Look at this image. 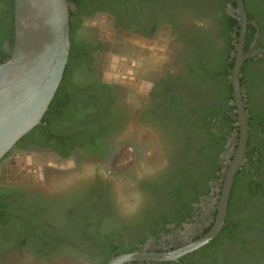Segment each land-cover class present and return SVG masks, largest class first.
I'll use <instances>...</instances> for the list:
<instances>
[{
  "label": "trees",
  "instance_id": "1",
  "mask_svg": "<svg viewBox=\"0 0 264 264\" xmlns=\"http://www.w3.org/2000/svg\"><path fill=\"white\" fill-rule=\"evenodd\" d=\"M220 2L225 7L231 0ZM244 4L248 13L246 51H249L260 24L264 22V2L244 0ZM233 5L237 7V2L233 1ZM74 15L75 11L71 9V53L61 84L42 123L22 137L16 147L35 144L64 158L70 157L73 150L82 148L88 150L91 155H101L107 159L111 154L108 137L120 126L124 112L116 108L119 98L113 85L87 87L76 82V74L91 70L94 46L86 42L81 46L75 42L72 20ZM233 24L236 27L232 26ZM220 28L226 40L225 47L215 51L212 62H203L201 53L195 54V59L191 62L188 55L183 53V59L190 64L189 74L194 78V82H189L185 75L179 77L182 83L175 88L171 86L170 81H163L155 93L156 96L154 95L156 99L151 109L145 112L147 123L161 132V142L167 148L166 169L153 178L140 182L146 203L138 214L134 215L136 219L132 220L146 221L144 226L147 224L146 227L151 228L150 235L159 237L162 230L169 231L166 227L168 223H176L178 228L183 226L194 216L192 204L200 202L201 196H209L216 183L219 184L220 191L224 186L229 167L224 164L223 154L227 150L230 136L240 132V125L237 124V119H234V116H238V107L232 84V69L235 65L232 53L237 47L233 42H238L241 21L225 13L220 21ZM231 33H235L236 39L230 36ZM7 40L13 48L15 0H0V64L11 57V53L5 52L4 49ZM250 62L251 59L242 69L241 81L242 87L247 89L245 96L251 114L249 145L253 142L260 145L250 152V159L256 155L257 162L240 169L235 175L227 225L225 224L213 241L200 250L210 261L204 260L195 264H228V249L223 245L225 242L243 244L244 249L240 255L242 257L244 251L249 250L248 242L243 236L247 232L257 233L259 237H255L254 241H264V215L261 212L264 208V112L258 113L249 101L250 97L253 98L258 93V89H252L251 84L258 85L262 83L263 78L257 73L250 77L249 82L245 81L246 65ZM233 158L234 156L232 160ZM103 193L106 205L113 204L114 192L105 190ZM1 206L7 211L16 212L14 203ZM235 211L244 213V216L234 219ZM0 222L9 225L7 215L2 213ZM77 222L76 225L79 223ZM97 228L99 231L95 233L99 236L95 239L94 235H88L86 227L82 231L78 229L77 237H84L97 246L98 250L106 248L108 242L113 246L115 243L111 238L112 233L100 231V224ZM10 229L11 227L7 229L9 231L1 230L3 240L9 237V234H22L21 229ZM123 231L129 234L128 240L123 241L121 254L134 251L139 242H146L145 238L132 240L134 233H130L129 227ZM30 234L37 235L35 232ZM45 246L48 247L49 243ZM58 247L59 245L52 246L53 250H58ZM222 254L224 259L221 261Z\"/></svg>",
  "mask_w": 264,
  "mask_h": 264
},
{
  "label": "flooded vegetation",
  "instance_id": "2",
  "mask_svg": "<svg viewBox=\"0 0 264 264\" xmlns=\"http://www.w3.org/2000/svg\"><path fill=\"white\" fill-rule=\"evenodd\" d=\"M233 1L235 0H231V2L224 7V4L222 5L220 0H207L208 6L205 5L199 10L186 9L185 7L180 9L181 6L176 5L174 0L69 1L71 9L75 11V15L72 19L75 42L81 46L85 44V42L94 46V51L91 54V70L76 74V82L82 86L87 85V87L109 84L101 79L99 73V57L105 51L104 41L97 39L94 33L91 32L90 28L87 27V22L94 21L98 17H104L105 20L113 26L115 32L118 33V31H122L134 38L139 36L146 40H150L157 36L159 32H161L160 27L163 25L165 26L166 24L167 28L164 29L174 31L175 36L178 37L177 50L181 53V57L183 56L182 53H186L188 59L192 62L195 59V56L201 53L202 61L211 63L212 55L215 51H220L225 47L226 40L222 35V30L220 28L222 16L225 15V13H228L242 22L238 5L235 7ZM191 15L196 17L197 24L194 25L189 22L187 18ZM205 17L208 18V22L210 23L208 26ZM232 26L235 25L233 24ZM230 36L236 39L235 33H231ZM235 41L236 40H234L233 43H235L237 47L236 50L233 51L232 57H235L236 60L239 36L238 42ZM4 49L5 52H12L8 40L4 43ZM263 49L264 22L260 24L255 40L250 44L249 51H246L245 39L244 55H249L255 51ZM250 59L251 62L246 65L245 81L249 82L250 77H253L257 73L263 78L262 83L258 85L251 84V88L258 89V93H256L253 98H249L254 110L260 113L264 112V52L248 57L244 61L243 67ZM181 61V66L184 69H182L180 73H174L172 70H167L164 77H159L155 80L156 85L152 88L153 102L154 99H156L154 97L155 93L158 91L160 84L165 80L170 81L173 88L180 86L182 82L177 81L176 79L180 80L179 77L182 75H185V78L189 82H194V78L189 74V62L184 60L183 57L181 58ZM113 87L116 89L115 86ZM242 89L249 118L251 117V114H249L250 111L248 109L247 97L245 96L247 89L243 87ZM163 92L165 93L166 90ZM163 97L166 98V96ZM117 102L116 108L121 110L122 107L120 108ZM234 119H237V117L234 116ZM237 124H239L238 119ZM249 139L250 129L247 149L240 169L249 167L251 163L257 162L256 160L258 156L254 155V158L251 160L250 152L254 150V148L260 147V145L258 142H253L252 145H249ZM108 140L107 143L109 144ZM239 143V133L235 132L230 136L227 150L223 154L224 157L227 151L231 152L229 155L230 163L225 164L224 161L226 167H230L232 157L235 156ZM37 149L41 151H49L60 158H64L50 149H42L35 144L20 148H17L15 145L0 161V173L3 171V163L8 158L12 157L10 158L8 167L13 166L14 168L15 161H13V156H18L21 152ZM109 149L111 150L110 144ZM88 154L91 155L88 150L81 148L73 150L70 157L81 159ZM81 183L82 182H78L73 188L68 189L67 191L65 190L57 196L45 193L41 190L31 191L21 183L10 181L0 183V206H6L7 203L9 204L11 202V204L14 203L16 207L15 213L13 211H7L5 208H1L2 206L0 207V216L3 213L4 215H7L9 220V225H3L0 222V264H5L6 256L9 255L11 253L10 251L14 248H28L31 251L34 250L42 258L37 264H54L53 261H55L57 255H66L69 258L67 264H108L115 256L121 255L122 253V249L124 248L123 241L128 240L127 234H129L123 231L126 227L131 228L130 233H134V237L131 238L132 240H135L136 238H139V240L142 238L146 239V242L143 244H141V242L137 243L138 248L132 252H165L181 248L202 238L217 223L221 193L214 194V192L215 190H218V183L215 184L214 190L212 189L209 196H201L200 202L192 204L194 208V216L191 220L185 222L183 226L179 228L176 223H168L166 227L170 230H162L159 237L155 236V234L150 235L152 230L150 227H146L147 224L144 226V222L146 221H132L136 218L128 219L124 216L122 217L117 211V205L115 202L106 205L107 203H105L103 192L105 190H110L107 187V183L100 177H97L96 179L94 178L87 184L81 185ZM218 192L221 191L218 190ZM110 193H112V191H110ZM213 195H215V198H213ZM211 198H213L212 203H210L211 206H208L206 202ZM262 210L263 211L261 212L264 215V208H262ZM228 212L229 204L223 227L226 224ZM258 212L260 214V209ZM243 216L244 213L236 211L233 214L234 219ZM76 221L79 222H77V225L75 224ZM99 224L100 231H106L109 234L112 233L111 238L115 243L111 246L108 242V246L102 250H98L97 246L88 242L84 237H77L79 234L78 229L79 231H82L86 227L85 230L88 235H94L95 239L99 236L95 233L99 231V228H97V225ZM186 225H194L191 227L189 233H186ZM10 227L11 229H21L22 234L19 236L9 234V237H6V239L3 240L1 230L5 231ZM33 232L37 235L30 234ZM243 236L248 242L247 248L249 250L244 251L245 253L242 254V257L240 255L244 249L243 244L235 245L228 242L223 244L226 249H228L227 263L264 264V241H254L255 237L258 238L259 236L252 231L243 234ZM47 243H49L48 247L45 246ZM57 245H59L58 250H53L52 246ZM206 245L179 257L177 260L130 261L125 264H195L197 262H204V260L209 262V257L200 253V250ZM220 258H222L221 261L224 259L223 254L220 255Z\"/></svg>",
  "mask_w": 264,
  "mask_h": 264
},
{
  "label": "rangeland",
  "instance_id": "3",
  "mask_svg": "<svg viewBox=\"0 0 264 264\" xmlns=\"http://www.w3.org/2000/svg\"><path fill=\"white\" fill-rule=\"evenodd\" d=\"M174 3L181 6L180 9L191 10L208 6L207 0H174ZM187 19L191 24H197L196 17L191 15ZM205 21L208 26V18ZM87 27L97 39L104 41L105 51L99 57L100 77L115 86L119 95L118 106L124 112L120 126L108 137L110 156L105 159L88 154L81 159H64L49 151H25L13 156L14 168L8 167L12 157L3 163L0 183H21L31 191L41 190L57 196L78 182L83 185L100 177L115 193L114 202L119 214L133 219L146 203L140 182L166 169L167 148L161 142V132L150 126L144 117L154 103L152 88L156 85L155 80L164 77L167 70L180 73L184 69L181 53L177 50L178 37L174 31L164 29L167 28L165 24L160 27L161 32L150 40L139 36L134 38L122 31L115 32L104 17L87 22ZM230 153L227 151L224 155L225 164L230 163ZM213 198L206 202L208 206H211ZM193 226L186 225V233ZM10 252L5 264H37L42 259L28 248H14ZM67 260L66 255H57L53 263L67 264Z\"/></svg>",
  "mask_w": 264,
  "mask_h": 264
},
{
  "label": "water",
  "instance_id": "4",
  "mask_svg": "<svg viewBox=\"0 0 264 264\" xmlns=\"http://www.w3.org/2000/svg\"><path fill=\"white\" fill-rule=\"evenodd\" d=\"M237 2L242 19L232 84L238 107L240 143L221 189L218 219L202 238L165 252L136 251L115 256L108 264L130 261H171L211 242L221 231L236 173L247 149L249 118L242 89V67L248 14L243 0ZM71 53L69 0H15V42L11 57L0 64V161L17 142L42 123L63 79Z\"/></svg>",
  "mask_w": 264,
  "mask_h": 264
}]
</instances>
